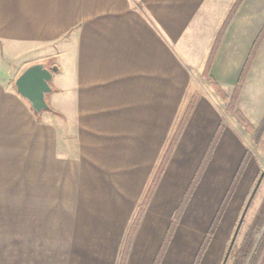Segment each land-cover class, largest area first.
<instances>
[{
	"label": "crops",
	"instance_id": "0c3cea01",
	"mask_svg": "<svg viewBox=\"0 0 264 264\" xmlns=\"http://www.w3.org/2000/svg\"><path fill=\"white\" fill-rule=\"evenodd\" d=\"M227 7L215 15L214 0H0V61L15 78L32 63L57 67L51 110L39 114L0 76V199L17 197L29 167L33 214L73 216L56 239L68 248L61 264H154L203 162L158 264L217 263L231 201L197 253L246 149L197 83H208L203 70ZM260 12L259 1L243 0L219 40L209 75L223 89L237 82L264 24ZM255 100L257 122L264 89ZM10 244L0 245V264H21L20 240Z\"/></svg>",
	"mask_w": 264,
	"mask_h": 264
},
{
	"label": "rangeland",
	"instance_id": "374dc122",
	"mask_svg": "<svg viewBox=\"0 0 264 264\" xmlns=\"http://www.w3.org/2000/svg\"><path fill=\"white\" fill-rule=\"evenodd\" d=\"M227 1L229 3H227ZM233 1L234 0H214L215 15L217 12L223 13V10L227 4V10L229 7L231 8L232 4L234 3ZM255 1L260 2L261 12L259 13L260 16L258 21V26H260V24H262L264 21V0ZM251 19V14L245 18V21L248 25H251ZM2 64L3 63L0 61V76H4V79L14 82L16 72L11 69L9 70V65L7 64L6 66L3 64L4 68L1 69ZM251 70L252 72L249 77L244 95L245 98L242 103L243 107H241L239 104L238 99L247 75L241 87L238 98L233 105V111L237 109L242 113V115L251 125V130L247 129V127L234 115L232 110L228 111L227 107L230 102L229 100L234 86L228 89H223L216 82L226 94L227 98L223 99L217 93L215 88L208 82V80V83H205L204 81L198 79L197 83V90H199L200 94L207 96H209L208 94H211L213 97H215L217 109L221 114L223 124H226L227 126H230L232 129H234L235 133L241 137L246 149L244 154V156L246 155V159L244 158L245 161L242 171L238 176L235 188L230 197V199H232L228 200V202L231 201L230 209L228 210L227 217L224 219V222H222L221 230L222 234H224V243L218 255L216 264H221L241 212L253 187L255 186L260 172L264 168V111L257 122H254V120H251L250 118V116L252 117L253 114L255 115L257 107L260 106L259 101L255 100V97L260 94V91L262 92V89H264V45L258 53ZM31 180H33V176H31L30 168L23 167L20 193H17L16 191V198L5 200L0 199V245L2 252H4L6 249H9V246L11 247L10 240H12L14 236L16 239L20 240L21 264H61V255L63 252L65 253V250L68 248H63L61 246L60 239L58 241H56V239L60 238L63 224L67 225L68 228L70 225H72L73 216L33 214V182ZM263 205L264 176L246 211L235 238L233 247L239 248L241 245H243V241L246 238V233L250 227L256 223L258 216L262 211ZM35 210L39 209L35 207ZM263 229L264 224L260 232L255 236V242L244 264H246L249 257L251 256L252 251L255 249V246L263 233ZM46 237L49 239L48 244L50 243L51 245H39L41 242L40 239ZM18 242L19 241H17V243ZM230 253L225 264H238V261L235 259V257H231ZM6 255L7 253H3V256Z\"/></svg>",
	"mask_w": 264,
	"mask_h": 264
},
{
	"label": "trees",
	"instance_id": "16d2710c",
	"mask_svg": "<svg viewBox=\"0 0 264 264\" xmlns=\"http://www.w3.org/2000/svg\"><path fill=\"white\" fill-rule=\"evenodd\" d=\"M243 0H235L234 3L232 4L221 28L219 29V32L217 33V36H216V39H215V42H214V45H213V48L211 50V53L209 54V57L206 61V64H205V67H204V70H203V75L207 78L208 82L215 88V90L217 91V93L221 96V98L223 99H226V94L222 91V89L218 86V84L216 83V81L209 75V66H210V63L212 61V58L214 56V53L216 51V48H217V45L219 43V40L225 30V28L227 27L228 23L230 22L232 16L235 14V12L237 11L239 5L242 3ZM264 37V24L262 26V28L260 29L259 33L257 34L255 40L253 41L252 45H251V48L247 54V57H246V60L243 64V67L239 73V76L237 78V82L236 84L234 85L233 87V90L231 92V96H230V102L228 104V111H233V105L234 103L236 102L237 98H238V95L240 93V90H241V87L243 85V82L245 80V77L248 73V70H249V67L251 65V62H252V59H253V56L255 54V51L258 47V45L260 44L261 40L263 39ZM51 110V109H50ZM49 110V111H50ZM189 109H187V113H188ZM234 115L247 127L248 130H251V125L249 124V122L245 119V117L242 115V113L235 109L233 111ZM184 120V119H183ZM183 120H182V123H183ZM264 122V121H263ZM262 122V123H263ZM182 123L180 124V126L178 127V130H177V133L175 135L172 136V140H171V143L169 145V148L167 149V152L165 154V158L167 159L168 156H169V153L171 151V148H172V145L174 143V141L176 140V137L178 136V131L180 130L181 126H182ZM221 131H222V125H219L215 135L213 136L209 146H208V149L205 153V157L204 159L206 160L210 154L212 153L215 145H216V142L221 134ZM256 131V130H255ZM163 159L166 160V159ZM244 158L246 159V155L244 156ZM243 158V160L241 161L239 167L237 168V171L233 177V180L223 198V201L221 202V205L217 211V214L207 232V235L206 237L204 238L202 244H201V247L197 253V259L198 257L200 256V254L202 253V251L205 249L206 245L208 244L209 242V239H210V236L212 235L216 225H217V222L223 212V210L225 209L227 203H228V200L230 199L231 195H232V192L235 188V185H236V182L238 180V176L240 174V172L242 171V168H243V165H244V161L245 159ZM203 163H201V165L199 166V170L197 171V173L195 174V176L193 177L191 183L189 184L188 186V189L186 191V193L184 194L183 196V199L181 201V204L179 205V207L177 208V211L174 215V220H176V218L178 217V214L180 212V210L183 208L184 204L186 203V201L188 200L195 184L197 183V180H198V177H199V174L201 172V169L203 168ZM162 169V166L159 167V171H161ZM138 219V216L135 218L134 222H133V225L131 226V229L130 231L133 230L134 228V225L136 224V221ZM170 224L169 226V229L167 231V234L165 236V239L163 241V244L161 245V248L155 258V262L154 264H158L160 259H161V255L163 253V250L167 244V241L170 237V234H171V231H172V228L174 226V221ZM264 224V205L262 207V211L260 212L259 216H258V219L256 221L255 224H253V226L250 227V229L248 230V232L246 233V238L244 239L243 241V245H241L239 248H235L233 247L231 253H230V256L231 257H235V259L238 261L237 263L239 264H244V262L246 261L247 259V256L248 254L250 253L251 249H252V246L255 242V236L260 232L262 226ZM129 231V232H130ZM264 249V229H263V233L261 235V237L259 238L256 246H255V249L252 251L251 253V256L249 257L248 261L246 262V264H256L262 251Z\"/></svg>",
	"mask_w": 264,
	"mask_h": 264
},
{
	"label": "water",
	"instance_id": "95a60500",
	"mask_svg": "<svg viewBox=\"0 0 264 264\" xmlns=\"http://www.w3.org/2000/svg\"><path fill=\"white\" fill-rule=\"evenodd\" d=\"M56 71L57 67L55 65L48 66L45 62H36L27 65L14 80L13 84L16 92L29 104L30 108L37 114L43 111L50 110L46 97L52 91L50 82L52 80L53 73ZM263 176L264 168L260 172L255 186L253 187L241 212L221 264H225L227 261L243 218Z\"/></svg>",
	"mask_w": 264,
	"mask_h": 264
}]
</instances>
